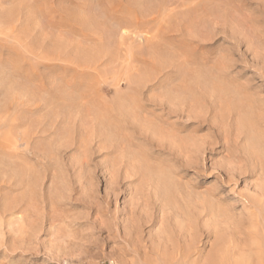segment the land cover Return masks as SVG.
<instances>
[{
	"label": "rangeland",
	"instance_id": "rangeland-1",
	"mask_svg": "<svg viewBox=\"0 0 264 264\" xmlns=\"http://www.w3.org/2000/svg\"><path fill=\"white\" fill-rule=\"evenodd\" d=\"M207 263L264 264V0H0V264Z\"/></svg>",
	"mask_w": 264,
	"mask_h": 264
},
{
	"label": "bare ground",
	"instance_id": "bare-ground-1",
	"mask_svg": "<svg viewBox=\"0 0 264 264\" xmlns=\"http://www.w3.org/2000/svg\"><path fill=\"white\" fill-rule=\"evenodd\" d=\"M173 199V198H172ZM208 264V263H207Z\"/></svg>",
	"mask_w": 264,
	"mask_h": 264
}]
</instances>
